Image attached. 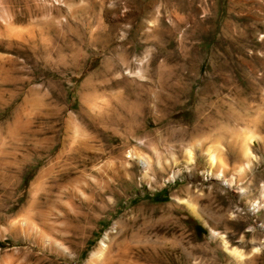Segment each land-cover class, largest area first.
<instances>
[{"label": "rangeland", "instance_id": "obj_1", "mask_svg": "<svg viewBox=\"0 0 264 264\" xmlns=\"http://www.w3.org/2000/svg\"><path fill=\"white\" fill-rule=\"evenodd\" d=\"M0 264H264V0H0Z\"/></svg>", "mask_w": 264, "mask_h": 264}, {"label": "bare ground", "instance_id": "obj_2", "mask_svg": "<svg viewBox=\"0 0 264 264\" xmlns=\"http://www.w3.org/2000/svg\"><path fill=\"white\" fill-rule=\"evenodd\" d=\"M252 139H254V137L253 136H251V137H249L248 138V140L249 141H251ZM244 147H243V154L245 155V156H250L251 155V152H250V149H249V146L247 145V141H246V144L245 145H243ZM208 156H209V159H210V162H211V164H214V162L216 161V155L213 153V152H210L209 154H208ZM249 163V162H248ZM249 165V164H248ZM222 176V174H217V177L218 178H220Z\"/></svg>", "mask_w": 264, "mask_h": 264}]
</instances>
